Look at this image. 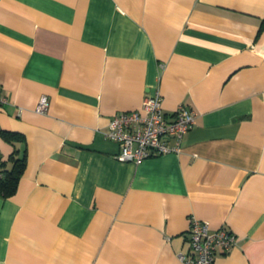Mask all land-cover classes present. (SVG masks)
Returning a JSON list of instances; mask_svg holds the SVG:
<instances>
[{
    "label": "crops",
    "instance_id": "1",
    "mask_svg": "<svg viewBox=\"0 0 264 264\" xmlns=\"http://www.w3.org/2000/svg\"><path fill=\"white\" fill-rule=\"evenodd\" d=\"M156 91L194 111L180 150L119 160ZM0 95V264H180L192 218L237 236L213 264H264V0H0Z\"/></svg>",
    "mask_w": 264,
    "mask_h": 264
},
{
    "label": "built area",
    "instance_id": "2",
    "mask_svg": "<svg viewBox=\"0 0 264 264\" xmlns=\"http://www.w3.org/2000/svg\"><path fill=\"white\" fill-rule=\"evenodd\" d=\"M6 98L0 95V103ZM47 108L46 97H41L36 110ZM194 111L179 104L171 117L162 108V96L158 91L145 94L139 110L114 114L105 136L119 145L117 158L135 164L166 153L178 152L184 135L191 129ZM4 159L0 150V176L3 175ZM189 247L178 253L180 264H213L217 249L228 251L237 243V236L225 228L212 229L196 218L189 222Z\"/></svg>",
    "mask_w": 264,
    "mask_h": 264
},
{
    "label": "trees",
    "instance_id": "3",
    "mask_svg": "<svg viewBox=\"0 0 264 264\" xmlns=\"http://www.w3.org/2000/svg\"><path fill=\"white\" fill-rule=\"evenodd\" d=\"M13 138L14 134H10ZM11 167L3 170V175L0 176V195L9 197L16 191L18 180L25 167V158H12Z\"/></svg>",
    "mask_w": 264,
    "mask_h": 264
}]
</instances>
